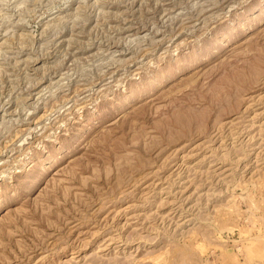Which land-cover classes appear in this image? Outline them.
Returning a JSON list of instances; mask_svg holds the SVG:
<instances>
[{
	"label": "rangeland",
	"instance_id": "374dc122",
	"mask_svg": "<svg viewBox=\"0 0 264 264\" xmlns=\"http://www.w3.org/2000/svg\"><path fill=\"white\" fill-rule=\"evenodd\" d=\"M0 264H264V0H0Z\"/></svg>",
	"mask_w": 264,
	"mask_h": 264
}]
</instances>
